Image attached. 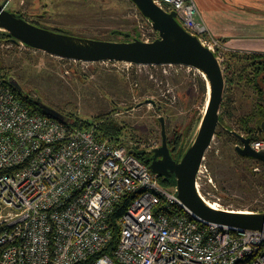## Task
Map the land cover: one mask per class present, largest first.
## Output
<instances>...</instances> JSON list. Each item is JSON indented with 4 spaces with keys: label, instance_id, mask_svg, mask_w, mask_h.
I'll return each instance as SVG.
<instances>
[{
    "label": "built area",
    "instance_id": "2783aa9c",
    "mask_svg": "<svg viewBox=\"0 0 264 264\" xmlns=\"http://www.w3.org/2000/svg\"><path fill=\"white\" fill-rule=\"evenodd\" d=\"M155 1L226 60L196 0ZM130 141L32 112L0 75V170L11 169L0 173V264H264V231L195 216ZM252 146L264 149V138ZM205 158L197 188L206 199ZM128 194L110 254V218Z\"/></svg>",
    "mask_w": 264,
    "mask_h": 264
},
{
    "label": "rangeland",
    "instance_id": "374dc122",
    "mask_svg": "<svg viewBox=\"0 0 264 264\" xmlns=\"http://www.w3.org/2000/svg\"><path fill=\"white\" fill-rule=\"evenodd\" d=\"M60 1L11 0V6L18 2L22 11L42 12V4L50 3L58 14L53 18L57 19L55 26L97 39H124L120 32L143 40H152L157 35L131 0ZM233 9L226 7L228 11ZM239 10L252 12L247 7ZM221 26L232 31L241 27L247 32H261L264 23L248 25L226 20ZM0 69H3L1 73L15 78L32 97L65 115L94 120L122 107L113 115L127 125V140L130 141V135L134 134L137 139L130 143H138L141 147L161 140L160 116L165 119L168 135L172 136L175 130L204 115L209 98L208 89L202 90L200 78L205 79L203 74L185 65H138L133 68L125 62L77 61L19 43L0 41ZM148 97L163 102L166 112L157 111L153 104L144 102ZM234 154L233 144L224 146L221 137L215 135L205 156L209 170L206 173L213 178V184L207 187L206 199L226 209L261 208L264 164L241 160ZM252 165L255 172H252Z\"/></svg>",
    "mask_w": 264,
    "mask_h": 264
},
{
    "label": "water",
    "instance_id": "95a60500",
    "mask_svg": "<svg viewBox=\"0 0 264 264\" xmlns=\"http://www.w3.org/2000/svg\"><path fill=\"white\" fill-rule=\"evenodd\" d=\"M131 1L156 31L154 39H97L73 34L69 32L70 29H51L21 17L6 8L7 4L1 0L0 30L10 34L15 43L61 58L91 62L117 61L136 65H185L200 71L207 81L209 98L193 141L182 158L175 160L168 144L164 118L161 117L163 142L159 147L148 150L154 154L149 167L160 180L174 181L169 188L200 219L245 230L264 231V210L216 208L197 188L201 165L220 124L226 90L225 68L218 53L204 44L197 34L186 29L175 10H167L155 0ZM7 80L14 88L30 96L15 78L8 76ZM37 100L48 115L68 124L71 122L59 110ZM144 102L156 104L152 98H147ZM230 132L240 141L235 149L241 156L264 162V149L256 150L250 137L235 130ZM259 132L264 138V122ZM130 152L135 153V149Z\"/></svg>",
    "mask_w": 264,
    "mask_h": 264
},
{
    "label": "trees",
    "instance_id": "16d2710c",
    "mask_svg": "<svg viewBox=\"0 0 264 264\" xmlns=\"http://www.w3.org/2000/svg\"><path fill=\"white\" fill-rule=\"evenodd\" d=\"M124 37V39L128 40L131 38V34H124ZM0 41L14 42L12 36L2 30H0ZM225 57L226 60L223 61V66L225 68L226 90L221 108L220 124L217 128L216 135L221 137L224 146H230L231 143L233 144L234 155H236L237 158L241 160H255L243 157L236 151L235 146L240 143V141L230 131L235 130L247 137H250L252 141L263 138L260 135L259 128L264 122V53H240L237 51H228L225 53ZM132 66L135 68V66L138 65L132 64L131 67ZM0 70L3 71V69ZM0 75L5 77L7 83L10 84L7 80V74L0 72ZM200 81L202 90L206 92L208 89L207 81L202 77L200 78ZM12 88L27 104L32 112H38L40 114L50 116L41 108L37 98H34L31 95H25L13 86ZM146 99L147 98L144 100ZM160 108H163V105H161ZM120 111L121 110L116 107L113 112L99 115L95 117L94 120L82 119L80 117H76V115L70 114L68 116L72 118V122H70L69 125L77 128L95 127L96 132L101 139L110 138L117 142L126 143L128 140L126 138L125 131L128 127L127 125L125 126L121 123L113 115V113ZM201 119L202 117H199L196 120L194 119L185 127L177 131L180 139V142L178 141V143H180V147L178 149L180 156L184 154L193 141ZM130 137L132 138H130L131 140L137 139L134 134H131ZM131 149H135L134 154L137 155L143 162L148 165L150 164L146 157H144V152L146 150L142 151V149H140V147L136 144H134ZM255 161L264 164L263 161ZM251 168H254V165H252ZM8 171H11V169L0 170V173ZM252 172L255 171L252 169ZM161 183L166 186H171L174 184V181L161 179ZM207 187L208 185L205 187V192H208ZM133 198V195L128 194L115 207V210L110 218L114 229V237L111 244L105 249V252L112 254L113 247L118 244L120 238V226L118 224V220L126 211ZM261 202L263 203L261 208L251 210L263 211L264 201L262 200ZM3 230L4 226L0 225V234Z\"/></svg>",
    "mask_w": 264,
    "mask_h": 264
},
{
    "label": "crops",
    "instance_id": "0c3cea01",
    "mask_svg": "<svg viewBox=\"0 0 264 264\" xmlns=\"http://www.w3.org/2000/svg\"><path fill=\"white\" fill-rule=\"evenodd\" d=\"M196 2L211 31L222 39L228 51L264 53V28L261 32H247L241 27L232 31L221 26L226 20L248 25L264 23V0H196ZM227 6L234 9L228 11ZM220 7L223 10H220ZM246 7L252 12L239 10Z\"/></svg>",
    "mask_w": 264,
    "mask_h": 264
},
{
    "label": "flooded vegetation",
    "instance_id": "af4514ba",
    "mask_svg": "<svg viewBox=\"0 0 264 264\" xmlns=\"http://www.w3.org/2000/svg\"><path fill=\"white\" fill-rule=\"evenodd\" d=\"M1 1H2V3L7 4L6 8H8L9 10H11L13 12H16L18 15H20L21 17L27 19L30 22H33V23L41 25V26H50V27H53V29H55V30H61V31L64 30V28L62 29V28H59V27L54 25V24L57 23V19H53V18H56L58 14L55 13V12H57V10L54 11V9L52 8L53 6H50V3L42 4L43 8H44L42 12L36 11L34 9L31 12H28V11H22L19 8V3L18 2H15L11 6V0L10 1L9 0H1ZM51 1H52V3H55L54 1H58L59 2L60 0H51ZM54 13L56 14L55 17H54ZM4 73L7 74L6 72H4ZM154 100L156 101V104H153V105L156 108V110L165 113L166 109H167L166 105L163 102H160V101H158L156 99H154ZM158 102H160V103H158ZM161 105H163V108H160ZM118 108H120V107H118ZM65 116H66V119H69L72 122V118L71 117H69L68 115H65ZM161 117L162 116H160L158 118V122H159L160 128H161V140L160 141H156L154 143L147 144V145H145V147H143V146L141 147L138 143L136 144L137 146L140 147V149H142V151L146 150L145 151L146 153L144 152V157H146V159L149 162L153 161L154 154H153V152H150L148 150L151 149V148L159 147L162 144V142H163V127H162V123H161V120H160ZM164 124H165V129H166V133H167V137H168V144H169V147L171 149V154H172V156H173V158L175 160H180L182 158V155L180 156L179 153H178V149L180 147V143H178V141L180 142V139H179L177 131L179 129L177 131L175 130V132L171 136V135H168L165 119H164ZM255 170L256 169L254 168V171ZM172 177H174V176H172Z\"/></svg>",
    "mask_w": 264,
    "mask_h": 264
},
{
    "label": "bare ground",
    "instance_id": "6f19581e",
    "mask_svg": "<svg viewBox=\"0 0 264 264\" xmlns=\"http://www.w3.org/2000/svg\"><path fill=\"white\" fill-rule=\"evenodd\" d=\"M213 207H216V208H221L219 203H216V202H213V201H209L207 200Z\"/></svg>",
    "mask_w": 264,
    "mask_h": 264
}]
</instances>
